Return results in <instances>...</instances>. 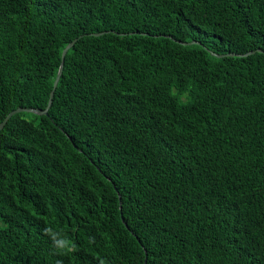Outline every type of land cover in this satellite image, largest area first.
I'll list each match as a JSON object with an SVG mask.
<instances>
[{
  "label": "trees",
  "instance_id": "obj_1",
  "mask_svg": "<svg viewBox=\"0 0 264 264\" xmlns=\"http://www.w3.org/2000/svg\"><path fill=\"white\" fill-rule=\"evenodd\" d=\"M75 39L0 131V264H264V0H0V123Z\"/></svg>",
  "mask_w": 264,
  "mask_h": 264
},
{
  "label": "water",
  "instance_id": "obj_2",
  "mask_svg": "<svg viewBox=\"0 0 264 264\" xmlns=\"http://www.w3.org/2000/svg\"><path fill=\"white\" fill-rule=\"evenodd\" d=\"M102 34H90V36H95V37H98ZM77 39H75L74 41H72L71 43H69L62 51V54H61V58H60V65H59V69H58V72H57V75H56V78L54 80V83H53V88H52V91L49 95V99H48V103H47V106L44 110H39V109H17L15 111H12L10 112L5 118L4 120L0 123V131L4 128V126L6 125V123L8 122V120L15 114H18V113H21V112H27V113H32L34 115H37V116H46L48 114V110L52 104V99H53V95H54V91L57 87V84H58V81H59V78L61 76V73H62V69H63V65H64V59H65V55L67 53V51L73 47V45L76 43ZM182 45L184 46H187V45H193V44H197V42L193 41V42H190V43H181ZM257 52H261V50H257ZM255 51H252V52H248L246 54H243V55H239V57H246V56H249V55H252L254 54ZM228 56H234V54H229ZM218 58H221L223 57L222 55H219L217 56Z\"/></svg>",
  "mask_w": 264,
  "mask_h": 264
}]
</instances>
